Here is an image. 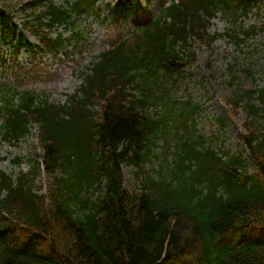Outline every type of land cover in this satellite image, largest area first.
<instances>
[{"label":"trees","instance_id":"obj_1","mask_svg":"<svg viewBox=\"0 0 264 264\" xmlns=\"http://www.w3.org/2000/svg\"><path fill=\"white\" fill-rule=\"evenodd\" d=\"M98 1L28 0L22 28L60 51L83 40L76 23L98 13ZM169 1L152 14L135 0L132 35L98 56L67 103L0 87L2 140L17 145L37 124L42 152L16 177L0 170V264H264V234L219 240L235 230L264 229V87L238 86L227 98L246 113V132H238L246 156L197 134L188 124L186 112L195 110L189 105L169 128L179 103L162 83L192 62V41L216 40L210 29L219 13L235 33L260 0ZM61 26L72 30L70 39L51 35ZM0 34L16 53L32 45L4 8ZM159 105L166 113L154 118L149 107ZM160 137L163 159L155 169L150 163ZM123 164L136 167L138 189L124 186ZM43 170L50 177L45 191L37 184Z\"/></svg>","mask_w":264,"mask_h":264},{"label":"rangeland","instance_id":"obj_2","mask_svg":"<svg viewBox=\"0 0 264 264\" xmlns=\"http://www.w3.org/2000/svg\"><path fill=\"white\" fill-rule=\"evenodd\" d=\"M26 1L28 0H0V8L9 10L14 14L15 20L21 23L26 13ZM58 1L63 3L66 0ZM141 1L145 4V0ZM161 4V0H153L150 7L158 12ZM103 10L100 18L88 17L80 22V28L88 29L89 34L77 49L72 47L69 52L60 56L50 53H39L38 56L22 50L19 58H12L10 62L5 57H0V84L7 82L11 87L32 89L42 97L48 96L52 101L65 102L68 94L74 92L81 83L78 72L90 65L100 52L114 45L119 40V34L126 33L133 25L132 19L135 17L131 16L130 11L124 12L119 7ZM243 24L246 28L256 29V32L242 45L238 46L227 34L210 45L199 43L192 48L195 52L193 64L180 73L165 78L175 99L191 102L192 107L200 106L193 117L189 118L190 123L195 121L196 132L211 141L216 148L221 147L231 153L244 148L238 132L245 131L246 113L233 107L227 98L238 86L241 89L264 86V0H261L258 9L243 19ZM229 27V24L219 17L214 20L211 31L224 34ZM25 35L28 40L37 42L30 30H25ZM6 48L0 46V56L3 51L7 52ZM182 106L189 108L187 105ZM180 111L174 112L177 114L176 118L180 116ZM148 112L155 117L164 114L163 108L160 107H151ZM175 122L177 121L171 120L169 124ZM37 132L38 127L35 126L32 134L16 146L3 142L0 137V169L13 176L18 175L22 169L28 170L27 157L40 151ZM157 142L158 145L154 148L155 156L150 163L155 169H159L164 151L163 138L160 137ZM173 150L172 148L167 153L169 157L172 156ZM18 157L25 159L22 165H18ZM122 172L126 188L136 190L140 187L135 177L134 165L123 164ZM49 181L50 177L46 172H42L37 179L38 185L44 190ZM263 234L264 229L258 227L226 233L220 240H251Z\"/></svg>","mask_w":264,"mask_h":264}]
</instances>
